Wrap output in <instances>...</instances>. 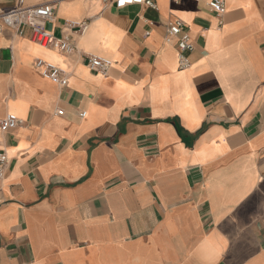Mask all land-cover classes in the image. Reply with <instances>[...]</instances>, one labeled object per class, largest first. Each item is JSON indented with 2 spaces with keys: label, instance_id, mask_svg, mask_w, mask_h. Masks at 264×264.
<instances>
[{
  "label": "crops",
  "instance_id": "1",
  "mask_svg": "<svg viewBox=\"0 0 264 264\" xmlns=\"http://www.w3.org/2000/svg\"><path fill=\"white\" fill-rule=\"evenodd\" d=\"M51 1L49 30L78 51L0 34V121L25 122L0 129V264H264V0H227L221 19L208 0L27 4ZM175 19L192 40L186 70L165 39Z\"/></svg>",
  "mask_w": 264,
  "mask_h": 264
},
{
  "label": "built area",
  "instance_id": "2",
  "mask_svg": "<svg viewBox=\"0 0 264 264\" xmlns=\"http://www.w3.org/2000/svg\"><path fill=\"white\" fill-rule=\"evenodd\" d=\"M64 0H55L61 2ZM93 3H107L111 0H89ZM117 9H125L132 6H145L157 10L154 0H112ZM227 0H208L210 10L221 19L227 13ZM55 7L53 2L28 5L27 0H18V4L8 10L0 11V34L5 28L13 30L16 35L24 36L25 30L30 29L31 39L42 45L44 48L58 51L62 54H71L78 51L73 36L56 37L48 28L55 21ZM90 27V21L73 22L68 26L72 34L85 35ZM167 41H176L178 49V66L180 70L190 67L189 54L193 49L190 33L186 24L175 19L170 21L165 36ZM87 67L97 74L107 76L113 66L110 60L93 55H86ZM35 68L42 76L56 82L60 87L65 88L69 84V74L53 64L52 62L37 60ZM86 116L85 112L80 114L81 118ZM25 122L13 114L7 115L0 121L2 131H10L22 127ZM9 166V158L6 153L0 152V192L2 182L5 179Z\"/></svg>",
  "mask_w": 264,
  "mask_h": 264
},
{
  "label": "bare ground",
  "instance_id": "3",
  "mask_svg": "<svg viewBox=\"0 0 264 264\" xmlns=\"http://www.w3.org/2000/svg\"><path fill=\"white\" fill-rule=\"evenodd\" d=\"M159 18V17H158Z\"/></svg>",
  "mask_w": 264,
  "mask_h": 264
}]
</instances>
